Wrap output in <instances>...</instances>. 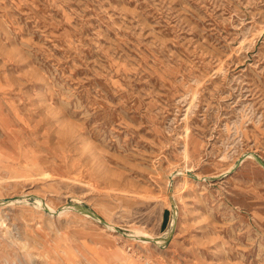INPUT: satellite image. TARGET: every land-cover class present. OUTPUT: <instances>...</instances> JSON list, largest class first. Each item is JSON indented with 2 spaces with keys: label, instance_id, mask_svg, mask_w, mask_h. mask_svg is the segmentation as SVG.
Wrapping results in <instances>:
<instances>
[{
  "label": "rangeland",
  "instance_id": "374dc122",
  "mask_svg": "<svg viewBox=\"0 0 264 264\" xmlns=\"http://www.w3.org/2000/svg\"><path fill=\"white\" fill-rule=\"evenodd\" d=\"M83 246L264 264V0H0V264Z\"/></svg>",
  "mask_w": 264,
  "mask_h": 264
},
{
  "label": "crops",
  "instance_id": "0c3cea01",
  "mask_svg": "<svg viewBox=\"0 0 264 264\" xmlns=\"http://www.w3.org/2000/svg\"><path fill=\"white\" fill-rule=\"evenodd\" d=\"M82 248H86L84 250L85 253H81L79 250L69 251V259L67 260L70 261V263L67 262L68 264H77V259L82 260V264H86V261L89 264H112V261L107 253L93 247L83 246ZM82 254H86L87 257L83 256L82 259L78 258Z\"/></svg>",
  "mask_w": 264,
  "mask_h": 264
},
{
  "label": "bare ground",
  "instance_id": "6f19581e",
  "mask_svg": "<svg viewBox=\"0 0 264 264\" xmlns=\"http://www.w3.org/2000/svg\"><path fill=\"white\" fill-rule=\"evenodd\" d=\"M19 202V201H18ZM26 202V200H23L22 202H19V203H25ZM36 207L38 208V209H45V206L41 203V202H39V201H37V205H36ZM49 211H50V213H52L53 212V209L52 208H49ZM83 215L85 216V217H90V215L87 213V212H84L83 213ZM108 229L110 230V231H115V229H114V227L112 226V225H108ZM137 234H139V235H142L143 237H146V238H150V236H148V235H146V234H141V233H137ZM161 241L159 240L158 242H157V244L158 243H160Z\"/></svg>",
  "mask_w": 264,
  "mask_h": 264
},
{
  "label": "water",
  "instance_id": "95a60500",
  "mask_svg": "<svg viewBox=\"0 0 264 264\" xmlns=\"http://www.w3.org/2000/svg\"><path fill=\"white\" fill-rule=\"evenodd\" d=\"M193 178H195V177H193ZM196 179V178H195ZM171 202H173V200H170ZM172 206V209H175V207H174V205L172 204L171 205ZM88 213H90L89 211H87ZM91 214V213H90ZM93 215V214H92Z\"/></svg>",
  "mask_w": 264,
  "mask_h": 264
}]
</instances>
